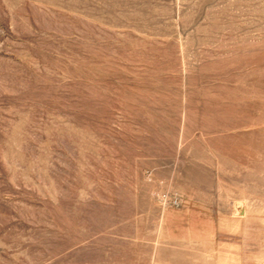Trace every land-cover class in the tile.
<instances>
[{
    "label": "rangeland",
    "instance_id": "374dc122",
    "mask_svg": "<svg viewBox=\"0 0 264 264\" xmlns=\"http://www.w3.org/2000/svg\"><path fill=\"white\" fill-rule=\"evenodd\" d=\"M0 264H264V0H0Z\"/></svg>",
    "mask_w": 264,
    "mask_h": 264
}]
</instances>
